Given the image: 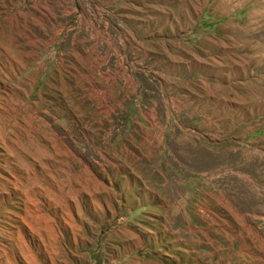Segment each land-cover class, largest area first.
Instances as JSON below:
<instances>
[{
    "label": "rangeland",
    "instance_id": "obj_1",
    "mask_svg": "<svg viewBox=\"0 0 264 264\" xmlns=\"http://www.w3.org/2000/svg\"><path fill=\"white\" fill-rule=\"evenodd\" d=\"M0 264H264V0H0Z\"/></svg>",
    "mask_w": 264,
    "mask_h": 264
}]
</instances>
